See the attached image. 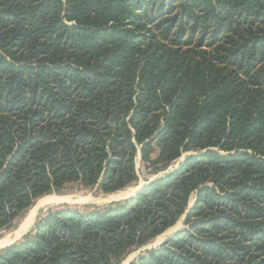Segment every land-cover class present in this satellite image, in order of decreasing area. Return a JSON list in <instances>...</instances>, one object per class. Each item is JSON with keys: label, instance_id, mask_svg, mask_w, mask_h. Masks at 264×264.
I'll use <instances>...</instances> for the list:
<instances>
[{"label": "trees", "instance_id": "1", "mask_svg": "<svg viewBox=\"0 0 264 264\" xmlns=\"http://www.w3.org/2000/svg\"><path fill=\"white\" fill-rule=\"evenodd\" d=\"M177 169L103 209L49 211L0 264H264V0H0V232L136 159Z\"/></svg>", "mask_w": 264, "mask_h": 264}, {"label": "rangeland", "instance_id": "2", "mask_svg": "<svg viewBox=\"0 0 264 264\" xmlns=\"http://www.w3.org/2000/svg\"><path fill=\"white\" fill-rule=\"evenodd\" d=\"M191 154L193 153L190 152L183 154V156L180 159H178L168 168L163 169L162 165L157 163V159H158L157 150L154 154L151 155L150 162L143 161L141 154L139 153L136 159V170L138 176L137 181L130 184L125 189L115 193L105 194L97 189H85L79 187L76 184H71L68 185L67 188L61 193H52L39 198L34 202L33 206H31L27 211H25L18 217V219L14 222V225L10 229L0 232V243H2L3 241H7L9 239H14L12 240L11 244L9 243V245L0 247V251L20 242L25 236L30 234L34 229L36 223L39 221V219H41L49 211L62 209V208H69L73 210H78L80 212H87L94 209H103L104 207H107L112 203H118L120 201L128 200L129 198H131V196L133 197V195L135 194V192H137V190L141 188L143 189L145 186H147L154 180L162 176H165L174 169H177L180 166V164H182L185 161V159ZM65 199L67 201H65ZM55 200L57 202H55ZM194 201H195L194 199L190 201L186 213L179 219V221L176 223L174 227L168 229L162 235L150 240L145 245L138 248H133L120 264H130L143 252L152 249H157L160 246L164 245V244L161 245V242H163L165 239L170 237L173 233L176 234L178 231L186 229L187 226L185 225V220L187 214L194 205ZM30 218H31V222L30 224H28V227L19 235V237H16V233L20 231L21 227L24 226V224L27 223L28 219Z\"/></svg>", "mask_w": 264, "mask_h": 264}, {"label": "bare ground", "instance_id": "3", "mask_svg": "<svg viewBox=\"0 0 264 264\" xmlns=\"http://www.w3.org/2000/svg\"><path fill=\"white\" fill-rule=\"evenodd\" d=\"M138 191V190H137ZM57 197V196H56ZM55 197V198H56ZM114 197V196H113ZM58 199V198H57ZM62 200V199H61ZM42 201H43V199H42ZM50 201V200H49ZM63 201V200H62ZM65 201H67L66 199H65ZM72 201V200H71ZM55 202H57L56 200H55ZM40 203H41V201H40ZM49 204H51V203H49ZM55 204V203H54ZM31 217V216H30ZM30 222H31V218L30 219H28V221H27V223H25L24 224V226H22L21 227V229H20V231H18L17 233H16V237H19V235L28 227V224H30ZM165 237V236H164ZM12 240H14V239H9V240H7V241H3L2 243H0V247H4V246H6V245H9V243L11 244V242H12Z\"/></svg>", "mask_w": 264, "mask_h": 264}, {"label": "water", "instance_id": "4", "mask_svg": "<svg viewBox=\"0 0 264 264\" xmlns=\"http://www.w3.org/2000/svg\"><path fill=\"white\" fill-rule=\"evenodd\" d=\"M142 189V188H141ZM141 189H139L137 192H135V194L133 196H135ZM132 197V196H131ZM175 234L173 233L170 237H168L167 239H165L163 242H161L162 244L167 243Z\"/></svg>", "mask_w": 264, "mask_h": 264}]
</instances>
